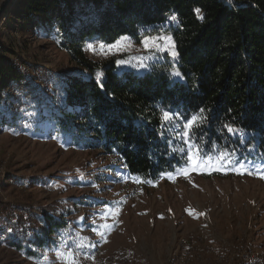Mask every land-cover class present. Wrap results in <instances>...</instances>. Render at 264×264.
Wrapping results in <instances>:
<instances>
[{"label":"trees","instance_id":"1","mask_svg":"<svg viewBox=\"0 0 264 264\" xmlns=\"http://www.w3.org/2000/svg\"><path fill=\"white\" fill-rule=\"evenodd\" d=\"M16 4L14 24L54 33L58 47L81 69L60 77L53 89L38 88L37 78L26 79L33 98L24 105L40 127L48 126L72 147L114 158L129 179L146 185L182 169L192 145L199 147L202 159L226 150L238 164L264 165V0ZM9 7L0 18V125L21 127L19 112L13 111L17 103L7 94L23 78L4 41L14 28ZM160 32L172 37L178 55H163L141 74L119 69L115 59L98 64L86 54L87 43L111 45L124 36L139 41ZM177 71L180 76L173 74ZM201 108L206 119L190 138L173 122L161 127L163 111L178 114L184 123ZM225 124L243 133L229 134ZM27 213L34 218L32 211ZM35 222L27 233H22L21 223L4 226L0 233L13 249L39 258L42 248L59 247L55 238L63 237L72 224L47 213L35 216ZM9 226L16 229L14 234Z\"/></svg>","mask_w":264,"mask_h":264},{"label":"rangeland","instance_id":"2","mask_svg":"<svg viewBox=\"0 0 264 264\" xmlns=\"http://www.w3.org/2000/svg\"><path fill=\"white\" fill-rule=\"evenodd\" d=\"M17 1L8 9L14 28L4 41L14 52V68L23 74L20 84L37 78L38 88L53 89L60 77L81 69L58 47L54 33L14 24ZM145 37H128L131 46L121 50L87 43L86 54L98 64L115 59L119 69L141 74L163 55L172 56L167 40H157L160 50L146 49ZM0 44L3 53L1 38ZM20 108L21 127L0 125V168L20 185L0 194L4 216L13 209L10 223H21L22 233L45 213L72 224L55 238L59 247L42 248L39 258L13 249L0 233V264H67L58 251H71L76 264H264V178L259 175L264 165L238 164L235 158L217 164V156L208 164L200 162L207 158L188 159L174 174L146 185L129 179L114 158L72 147L48 126L37 125L31 109ZM173 124L183 128L179 116ZM238 165L247 172L231 170Z\"/></svg>","mask_w":264,"mask_h":264},{"label":"snow or ice","instance_id":"3","mask_svg":"<svg viewBox=\"0 0 264 264\" xmlns=\"http://www.w3.org/2000/svg\"><path fill=\"white\" fill-rule=\"evenodd\" d=\"M196 13L198 14V18L203 19V17L201 15H199L200 13V9H195ZM171 20L176 21L177 20V16L176 15H172L170 17ZM157 40H167V43L169 45V47L172 49L171 51V55L173 56V58H176V56L178 55L175 50H174V43L172 41L171 37H159V38H152V37H145L141 43L144 45V47L146 49H156V50H160V46L157 43ZM127 42V43H125ZM130 40L128 37H121L120 40H118L116 42V44L114 45H108V49L109 50H121L124 47H130ZM91 47V46H89ZM104 45H101V48H104ZM168 50V49H165ZM119 63H124L125 61H118ZM143 66V65H141ZM176 76H180L181 74L177 71L173 73ZM102 86V85H101ZM205 112V109L201 108L199 110V112L197 114L192 115L191 117H185L184 118V123H183V128L185 129V131L183 132V136L184 137H189L190 138V133H192V130L194 128H197L205 119L206 117L203 115ZM178 118V114H174L170 111H163L162 112V125L161 127H164L166 124H168L169 122H173L175 119ZM223 127L227 130V132L229 134H242L243 130L234 127L232 124H225L223 125ZM199 152L200 149L198 146L192 145L190 147V154H189V161H194V159H199ZM232 155L231 153L225 151H222L219 153V155L216 157V162L217 164H219L221 161H227L228 163H231L232 160ZM211 157L207 158L206 160H201V163L204 164H208L211 161ZM216 170H220V168H216ZM233 171H237L238 174H244V172H247V169L244 167V165H238L237 167L231 169ZM185 175L187 173H184ZM248 174H252L250 172H248ZM261 178H264V172L259 173ZM172 178V177H169ZM140 182V181H137ZM148 183H151L150 181H147ZM116 213H118V209L114 210ZM108 214L105 213V216H107ZM104 217H102L103 219ZM102 227L104 228H110L111 225L108 224H104L102 225ZM101 236H103V233H99ZM57 256L59 258H62L63 260H65L67 262V264H76V261L74 260V254L69 251L67 253L63 252V251H58L57 252Z\"/></svg>","mask_w":264,"mask_h":264},{"label":"built area","instance_id":"4","mask_svg":"<svg viewBox=\"0 0 264 264\" xmlns=\"http://www.w3.org/2000/svg\"><path fill=\"white\" fill-rule=\"evenodd\" d=\"M3 48L0 44V53H2ZM14 64V62H13ZM47 86V85H46ZM7 94L11 95L15 102L17 103L16 105H14L13 107V111H17L20 112V107L24 106V104L29 100L33 98V92L30 89V87L24 85H19L17 87H9L7 90ZM5 101V99H4ZM242 137V136H240ZM16 186V187H20L19 184H14V179L7 174V172L4 170V168H0V194L2 193V191H4V189L8 186ZM9 213L7 214V216H4V211H3V206L2 203H0V230L4 227L7 226L10 221H11V216L14 215L13 213V209L12 211L9 210ZM11 224V223H10ZM27 229L26 227L24 228V230ZM9 233L14 234V228L10 227L9 228Z\"/></svg>","mask_w":264,"mask_h":264},{"label":"water","instance_id":"5","mask_svg":"<svg viewBox=\"0 0 264 264\" xmlns=\"http://www.w3.org/2000/svg\"><path fill=\"white\" fill-rule=\"evenodd\" d=\"M12 0H4L3 3L0 6V18L5 14V11L7 10V8L9 7V5L11 4Z\"/></svg>","mask_w":264,"mask_h":264}]
</instances>
